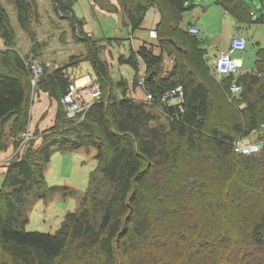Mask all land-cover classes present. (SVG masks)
<instances>
[{"label":"trees","instance_id":"16d2710c","mask_svg":"<svg viewBox=\"0 0 264 264\" xmlns=\"http://www.w3.org/2000/svg\"><path fill=\"white\" fill-rule=\"evenodd\" d=\"M9 1L20 28L35 38L39 1ZM189 1L95 0L121 12L131 31L142 27L151 7L160 11L162 52L142 44L118 57L134 67V86L145 75L153 94L145 101L127 95L128 80L115 81L102 57L107 44L122 38L88 33L77 0L51 4L86 52L50 69L40 60L45 70L33 86L30 61L37 57L20 53L17 27L0 0V150L12 146L15 153L0 185V264H264V131L258 151L243 154L234 146L264 128V47L252 71L219 78L200 36L182 26L184 12L195 5ZM219 2L240 19L264 24V0L258 12L246 0ZM164 52L174 59L167 74ZM81 61L91 63L101 93L83 115L70 117L62 98L75 80L69 68ZM233 82L242 90L231 97L230 116L217 100L230 97ZM178 85L184 87L182 106L162 101ZM33 89L55 100L57 111L51 125L26 140ZM82 147L96 149L97 165L79 205L54 232L28 230L35 201L76 193L48 185L53 153Z\"/></svg>","mask_w":264,"mask_h":264},{"label":"rangeland","instance_id":"374dc122","mask_svg":"<svg viewBox=\"0 0 264 264\" xmlns=\"http://www.w3.org/2000/svg\"><path fill=\"white\" fill-rule=\"evenodd\" d=\"M38 1L39 17L37 19L35 18L33 22V29L36 34L35 38H33L29 33L20 28L14 3L9 0H3L11 13L12 22L17 27V47L20 53L26 58L37 57L39 60L45 62L48 69L64 64L73 54L85 53L86 46L75 39L68 21L55 14L51 0H37V2ZM219 1L220 0L189 1L197 5L195 6V13H201L202 17L208 21V27L206 29H217L218 33L222 31L221 20L228 14L225 12L224 6L219 4ZM246 2L251 5L256 12H258L261 7L260 0H246ZM75 10L80 18L84 17L86 21H88V28L92 30L96 37L102 36L103 34L107 36L114 35L119 31L116 29L119 27H121L123 32L127 33V28L125 25H122L121 19L119 20L115 16L112 19L104 15L99 16L91 8L88 0H77ZM256 17L257 14H254L252 17L253 20H255ZM227 18H229V20L225 21L227 29L224 38L229 42L233 34L231 30V20H234V17L228 14ZM216 21L218 23H215ZM187 22L188 20L185 19V23ZM100 25L103 27L104 31H102ZM245 34L247 36V48L242 51L246 60L243 69L248 70L254 67L256 63V50L258 48V41L262 39V37L264 38V25L254 21L252 22L251 28L249 26L247 27ZM219 36L221 37L222 35ZM221 43L222 42H220V45ZM205 45L209 61L213 63L214 54L219 49V46L214 45L210 40L208 43H205ZM0 48H4L1 38ZM81 62L80 65L78 64L70 67L71 69L69 68L71 72L74 73L73 75L78 86L87 84L96 78L90 62ZM262 63L264 64V60ZM110 72L115 80L121 78L122 75L128 79H132L134 68L128 63H117L110 68ZM34 84L35 83H33V86ZM37 89H33L31 124L32 126L38 124L42 127H46L52 122L57 106L55 100L52 101L46 92H37ZM138 93H142L141 87L138 89ZM217 101L219 103L218 106L222 107L224 113L229 111L230 116L234 114L232 105L234 106L236 103H233L227 95L224 96V99L220 100L219 98ZM241 106H243V104ZM34 130L29 126L30 134ZM40 141L41 138L38 136L37 144ZM12 153V146L7 150H0V185L3 180L4 172L7 169V163L15 155V153L13 155ZM95 153L96 149L94 147L89 149L82 147L73 151L59 150L53 153L45 169L48 185L74 187L76 193L66 197L60 193H56L48 200L39 198L35 201L29 209V221L26 225L28 230L54 232L61 224L65 213L68 210L75 209L79 205L81 193L87 189L90 181V174L97 165Z\"/></svg>","mask_w":264,"mask_h":264},{"label":"crops","instance_id":"0c3cea01","mask_svg":"<svg viewBox=\"0 0 264 264\" xmlns=\"http://www.w3.org/2000/svg\"><path fill=\"white\" fill-rule=\"evenodd\" d=\"M88 1H89L90 5H91V8L99 16L100 15H104L106 17H109V19H112L115 16L119 20L121 19L122 25H125L124 24V21H123V15H122L121 12L108 11L106 9H103L98 3L95 2V0H88ZM111 1L114 2V3H117V0H111ZM219 4H221V3L219 2ZM195 6H197V5L195 4L192 9H189L190 11L187 10V11L184 12V14H183V20H182V26L184 28L188 29V30L193 25H196V26H198L200 28L201 33L198 34V35L201 38V42H200V46L201 47L206 48L205 43H208L209 40L214 45L219 46L218 47L219 49L214 54V57H213V60H212L213 63H211L209 61V57L207 56L208 57V63L211 64V65H213V67H215V61H216L217 56L219 55V53L222 50H229L231 40H232V38L234 36H243V37H245L247 39V36L245 34V30L247 29L248 26L250 28L252 27V22L253 21H252L251 18H248L247 16H245V17H243V18L240 19L237 16L233 15L230 11H228L224 7L225 12H227L228 14H231L234 17L233 18L234 20H231V24H232L231 25V30L233 31V34H232V37L230 38V41L227 42L226 41V38H224V34H225L226 29H227V24L225 23V21H228L229 20V18H227L228 14H226L225 15V18L223 20H221V22H222V26H221L222 31H220V33H218L217 32V29H215V30H212V29H208L207 30L206 29L208 27L207 26L208 21H206L202 17L201 13H198V14L195 13V11H196L195 10L196 9ZM82 19L85 22V29H86V31L88 33H90L91 35L94 36L92 30H90L88 28V21H86V19L84 17H82ZM185 19L188 20L187 23H185ZM160 20H161L160 11H159V9H158L157 6H154V7H151L148 10V12L146 14V17L144 19V22L142 24V27H140V28H138V29H136L134 31H131L130 26L125 25V27L127 28V33L123 32V30L121 29V27H119V28H116L119 31H117L114 35H108L107 36L106 34H103L102 36H99V37L94 36L95 38H104V37H109V36L110 37H119V38H122L118 42H113L112 44H107L106 45L107 47H105L102 50V57L104 59H106V60L109 61L110 68L112 66H114L115 64H117V63L118 64H121V63H119V60H118V57H119L120 54H127L131 48L138 49L142 44H150V45L153 46L154 52L156 54L161 53L162 52V47L159 44L158 31H157V25L160 22ZM215 23H218V22L216 21ZM100 27H101L102 31H104L103 30V27L101 25H100ZM219 35H222V36L220 37ZM220 42H222L221 45H220ZM263 47H264V38L262 37V39H260L258 41V48L256 50V61H257V58H258V50L261 49V48H263ZM246 48H247V44H246V47L244 49L234 50L232 52V54L236 58L239 59V61L241 63L240 72H243V73L252 71L256 67V63H255L254 67H252L251 69H248V70H244L243 69V66L246 63V60L244 58V55L242 54V51L245 50ZM206 50H207V48H206ZM85 52H86V49H85ZM169 57H172V56H170V54H168L167 52H164V58H169ZM250 62H251V60H250ZM173 63H174V61L173 62H169L167 64H164L166 74L171 69ZM140 69H141V72H143V70H144V63L142 61L140 63ZM71 73H72L73 79H75V77L73 75L74 73L73 72H71ZM134 75H135V69H134V73H133V78H134ZM121 77H124V75H122ZM124 78L126 80H128L127 95L133 96V97H135L138 100L150 101L147 98V93H146V90L145 89H143L141 87L142 93H138V89L140 88V86H138V85L137 86H134L133 85V83H132L133 78L132 79H128L126 77H124ZM90 83H98L97 77L94 80H92L91 82H89L87 84H83V85H88ZM52 101H54V100H52ZM56 106H57V102H56ZM56 111H57V107H56ZM55 114H56V112H55ZM54 117H55V115H54ZM54 117L52 119V122L54 120ZM52 122L49 125H51ZM49 125H47L46 127H48ZM29 126L33 130L34 129L36 130V129H39V128L40 129H45L46 128V127H42V126H40L38 124H36L35 126H32L31 121H30V125ZM248 138H250L249 140H251L252 142L256 143L260 147V144H261V134H258V135L251 134L250 136H248Z\"/></svg>","mask_w":264,"mask_h":264},{"label":"built area","instance_id":"2783aa9c","mask_svg":"<svg viewBox=\"0 0 264 264\" xmlns=\"http://www.w3.org/2000/svg\"><path fill=\"white\" fill-rule=\"evenodd\" d=\"M190 32L194 34H200L201 30L198 26L193 25L190 27ZM247 39L243 36H234L230 43L229 50H222L216 58L215 61V72L222 78L226 75H237L240 73L241 63L238 58H236L232 52L234 50H241L246 47ZM173 57L164 58L163 63L167 64L169 62H173ZM30 66L32 69V81L36 83L38 78L44 73V66L40 62L38 58H33L30 61ZM139 85L145 89V75L141 74L139 81ZM242 90V85L238 82H233L229 87L230 98L234 95L240 93ZM101 93L99 83H90L88 85L78 86L76 80H73L69 83V86L64 94L62 100L64 106L67 110V114L70 117L83 115L90 105L93 103L94 99L97 98ZM147 98L149 100L153 99V94L146 90ZM162 101L170 103H178V105L182 106V102L184 100V87L182 85H178L168 92H166L162 97ZM264 131V128H259L254 130L253 132L256 134H261ZM25 139L31 137L29 129L24 133ZM235 149L243 154H250L258 151L259 146L252 142L251 140L243 137H239L234 141Z\"/></svg>","mask_w":264,"mask_h":264},{"label":"clouds","instance_id":"9594fccd","mask_svg":"<svg viewBox=\"0 0 264 264\" xmlns=\"http://www.w3.org/2000/svg\"><path fill=\"white\" fill-rule=\"evenodd\" d=\"M100 85V84H99ZM138 86H140V85H138ZM141 87V86H140ZM145 90H146V88H145Z\"/></svg>","mask_w":264,"mask_h":264}]
</instances>
